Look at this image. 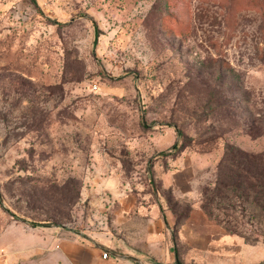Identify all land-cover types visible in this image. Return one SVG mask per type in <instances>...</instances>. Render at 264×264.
Masks as SVG:
<instances>
[{
    "label": "rangeland",
    "instance_id": "1",
    "mask_svg": "<svg viewBox=\"0 0 264 264\" xmlns=\"http://www.w3.org/2000/svg\"><path fill=\"white\" fill-rule=\"evenodd\" d=\"M257 110L264 0H0V264L109 229L114 178L178 216L181 264H264V213L201 208Z\"/></svg>",
    "mask_w": 264,
    "mask_h": 264
},
{
    "label": "crops",
    "instance_id": "2",
    "mask_svg": "<svg viewBox=\"0 0 264 264\" xmlns=\"http://www.w3.org/2000/svg\"><path fill=\"white\" fill-rule=\"evenodd\" d=\"M123 186L116 178L107 182L120 203L112 209L110 228L92 233L73 231L72 238L58 235L57 240L54 235L47 242L56 243L49 253V264H178L171 235L177 216L150 190L139 193V202V197ZM190 218L183 221L184 227ZM104 252L109 253L108 258H103Z\"/></svg>",
    "mask_w": 264,
    "mask_h": 264
},
{
    "label": "trees",
    "instance_id": "3",
    "mask_svg": "<svg viewBox=\"0 0 264 264\" xmlns=\"http://www.w3.org/2000/svg\"><path fill=\"white\" fill-rule=\"evenodd\" d=\"M245 129L252 136L264 134V110H257ZM215 169L214 186L205 187L201 192L203 210L225 227L230 225L237 212L260 210L264 213V152L251 153L228 145ZM212 210L218 212L214 214ZM178 264H181L179 259Z\"/></svg>",
    "mask_w": 264,
    "mask_h": 264
},
{
    "label": "built area",
    "instance_id": "4",
    "mask_svg": "<svg viewBox=\"0 0 264 264\" xmlns=\"http://www.w3.org/2000/svg\"><path fill=\"white\" fill-rule=\"evenodd\" d=\"M102 256H103V258H108L109 253H108V252H104V253L102 254Z\"/></svg>",
    "mask_w": 264,
    "mask_h": 264
}]
</instances>
